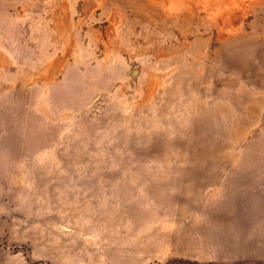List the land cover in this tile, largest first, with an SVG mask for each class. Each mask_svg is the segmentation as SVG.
Listing matches in <instances>:
<instances>
[{
	"label": "rangeland",
	"instance_id": "1",
	"mask_svg": "<svg viewBox=\"0 0 264 264\" xmlns=\"http://www.w3.org/2000/svg\"><path fill=\"white\" fill-rule=\"evenodd\" d=\"M0 264H264V0H0Z\"/></svg>",
	"mask_w": 264,
	"mask_h": 264
}]
</instances>
